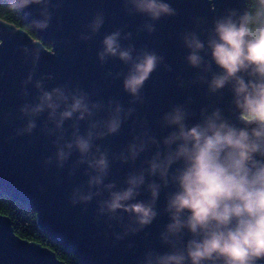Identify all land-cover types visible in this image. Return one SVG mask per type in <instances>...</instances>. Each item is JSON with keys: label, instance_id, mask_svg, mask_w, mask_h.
I'll list each match as a JSON object with an SVG mask.
<instances>
[{"label": "clouds", "instance_id": "1", "mask_svg": "<svg viewBox=\"0 0 264 264\" xmlns=\"http://www.w3.org/2000/svg\"><path fill=\"white\" fill-rule=\"evenodd\" d=\"M61 4L62 0L56 3L52 0H8L7 8L24 19L28 13L22 10L38 5L40 18L31 20L28 27L42 31L50 26V8L58 9ZM123 6L129 14L142 13L150 18L143 25L148 33L156 30L151 21L177 15V10L166 0H123ZM202 22V18H197L198 26ZM103 23L104 14L98 11L80 39H92ZM131 37V32L122 34V29L105 35L97 56L101 64L115 57L129 66L126 74L117 72L113 78L124 76L123 88L132 97L130 104H135L143 102L144 83L164 62V57L147 48L137 50L133 44L126 47L121 44L122 39ZM181 38L189 49L185 59L190 66L200 69L196 80L206 83L209 93L231 86L232 103L240 111L243 127L232 124L218 107L211 112L202 108L201 119L189 125L187 120L193 113L183 104L173 105L161 118L162 126L173 129L162 142L145 128L133 137L125 151L113 154V160L135 162L150 145L157 149L144 162L146 168L129 172L126 187L117 188L115 181L104 182L109 175V153L94 141L118 133L135 108L125 109L119 101L109 100L107 105L93 101L89 92L67 82L47 89L45 82L54 79V75L47 73L34 79L39 49L30 53L26 48L25 57L31 56L32 68L21 81L20 94L29 95L28 84H33L38 94L34 103L21 105L19 111L27 117V122L16 130V135L31 134L37 126L36 118L47 112L43 131L55 136L52 144L56 151L44 159V165L47 167L55 160L56 167L62 169L74 151L79 153L69 176L79 165L86 164L84 171L88 179L86 186L81 184L73 188L69 201L72 205L87 204L94 197H100L97 220L107 216L108 221L116 220L124 228L122 233H114L116 241L150 225L159 214L156 203L161 188L169 184L175 187V191L168 193L164 208L170 222L160 233L161 241L171 250L163 254L149 250L141 264H258L264 260V0H252L251 8L243 14L231 8L215 18L206 42L196 31H185ZM202 52L205 55L210 52L211 61L222 71L214 72L212 62L205 59ZM165 68L171 71L170 65L165 64ZM206 73L211 74L210 79ZM242 74L249 79L246 81ZM108 75L113 76V73L109 71ZM178 80L183 86L184 81L179 77ZM105 109L107 119H94ZM67 120L72 121V131L66 139L64 124ZM85 120L88 127L82 134L80 121ZM174 164L179 166L173 170ZM146 176L158 177L159 182L155 179L146 182ZM142 186L150 194L147 200L137 199ZM125 213L127 224H124ZM185 230L191 234L186 243Z\"/></svg>", "mask_w": 264, "mask_h": 264}, {"label": "water", "instance_id": "2", "mask_svg": "<svg viewBox=\"0 0 264 264\" xmlns=\"http://www.w3.org/2000/svg\"><path fill=\"white\" fill-rule=\"evenodd\" d=\"M8 1V0H4ZM56 3L57 0H52ZM177 10L175 16H163L154 23L156 30L148 33L143 29L149 17L146 14L125 11L123 0H62L58 9L50 8L52 20L50 26L37 31L39 40L34 39L25 30L16 27L0 18V194H7L23 202L38 213V222L42 229L76 254L82 264H141L149 250L165 253L171 250L160 239V233L170 222L164 211L168 193L175 191L169 184L161 188L156 203L158 216L142 231L129 233L123 240L116 241L114 233H122L124 228L116 220H107V216L97 220V200L94 197L87 204L72 205L69 196L73 188L84 184L88 176L85 174L86 164L79 165L73 175L69 170L78 159L79 153L74 151L62 169H58L55 160L47 167L43 161L56 151L52 140L43 131L47 112L36 118V128L31 134L16 135V130L25 126L27 117L19 109L25 102L34 103L38 90L33 84H28L29 95L20 94L21 81L27 78L32 68L31 56L25 57V49L34 52L39 49V61L34 79L47 73H52L54 79L46 80L45 87L51 89L57 85L69 83L79 86L90 93L93 101H101L107 105L109 100L119 101L127 109L134 107L135 111L125 120L118 133L103 139H97L95 144L107 149L110 168L105 183L115 181L117 188L126 187L127 174L147 167L144 163L155 153L156 146L150 145L142 152L135 162L126 163L113 160L112 156L125 151L133 137L140 135L145 128L150 135L161 141L173 129L162 126V116L171 110L173 105L183 104L189 108L192 115L187 123L192 125L201 119V109L211 112L220 108L222 114L232 124L243 127L240 111L232 103L234 93L230 85H226L217 93H209L207 84L196 80L200 69L190 66L185 59L189 49L182 40L185 31H196L202 41L207 40L208 30L213 27V21L224 15L228 9L236 8L241 14L246 11V0H166ZM39 6L30 5L23 9L28 13L24 18L30 23L39 17ZM104 14V23L92 39H80L82 32H87L86 25L91 22L97 12ZM197 18L203 22L197 25ZM59 25V26H58ZM122 29L131 32L129 40H121L123 46L133 44L139 50L147 48L164 57V62L158 65L145 81L141 90L143 102L130 104L131 95L123 88V78H113L115 73L126 74L129 66L115 57H109L103 64L97 53L102 48L105 35ZM43 42L53 45V49L45 47ZM135 55V53H133ZM205 59L211 61V53ZM212 62V70L222 69ZM171 66V71L165 68ZM111 71L113 76H109ZM211 78L210 73H206ZM245 80L249 79L246 74ZM184 81L180 86V80ZM189 98L190 101H189ZM107 110H101L94 119H107ZM72 121H65L67 129L65 137L70 138ZM52 125L49 124V127ZM88 122L80 121V132L83 134ZM163 145L161 143V149ZM94 150V149H93ZM179 164H174L173 170ZM159 182L158 177H147ZM43 188L41 191L40 188ZM95 190V189H93ZM104 193V198L107 197ZM150 194L142 186L138 200H147ZM134 202V201H130ZM129 223L124 214V224ZM111 224V227L109 225ZM191 234L185 230L184 241ZM132 245V247H129ZM0 264H67L51 249L36 242L29 241L17 234L11 218L0 214ZM190 264V262H188ZM264 264V260L258 262Z\"/></svg>", "mask_w": 264, "mask_h": 264}, {"label": "trees", "instance_id": "3", "mask_svg": "<svg viewBox=\"0 0 264 264\" xmlns=\"http://www.w3.org/2000/svg\"><path fill=\"white\" fill-rule=\"evenodd\" d=\"M8 1L0 0V18L28 32L34 39L39 40L38 32L28 27L25 19L18 18L8 11ZM252 6V0H246V10ZM45 47L53 49V45L43 42ZM0 214L11 218L15 230L21 237L41 244L51 249L67 264H82L80 258L57 242L49 232L42 229L38 222V213L23 202L7 194H0Z\"/></svg>", "mask_w": 264, "mask_h": 264}]
</instances>
